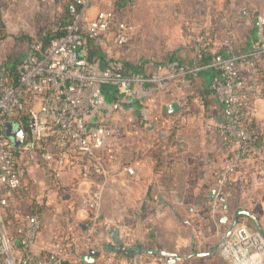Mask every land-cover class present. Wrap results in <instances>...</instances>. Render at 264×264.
<instances>
[{
	"label": "built area",
	"instance_id": "obj_1",
	"mask_svg": "<svg viewBox=\"0 0 264 264\" xmlns=\"http://www.w3.org/2000/svg\"><path fill=\"white\" fill-rule=\"evenodd\" d=\"M96 1H68V18H58L51 26L61 29V34L45 44V28L37 34L39 38L32 39L17 65L0 64V210L15 205L28 163L43 166L64 196L67 188L60 181L64 168L72 158L81 157L85 160L82 174L95 185L89 205L93 222L98 221L109 182L112 147L121 131L119 120L131 122L136 114L140 119L133 141L137 157L122 164L134 175L141 158L157 152L165 134L158 129L167 122L157 109L159 96L170 97L163 109L181 102L179 113H164L188 112L187 96L180 99L177 92L168 90L174 82L186 89L192 77L207 68L217 71L211 89L222 105V131L235 148L231 163L217 173L220 186L250 157L259 138L255 108L264 100V11L256 12V38L247 51L219 53L207 33H202L192 62L173 59L151 71H138L128 68L123 58L104 61L102 48L129 44L136 27L128 19L117 18L112 0H103V6L92 13ZM203 55H210V61L200 62ZM104 83L115 85L117 99L107 100ZM12 121L14 130L18 126L24 129L25 141L19 146L6 133ZM151 122H155L152 130L148 128ZM42 223V213L29 212L20 216L13 233L0 226V264H65L72 249L59 248L45 256L35 252ZM220 254L229 264H264V236L238 222L224 237Z\"/></svg>",
	"mask_w": 264,
	"mask_h": 264
},
{
	"label": "crops",
	"instance_id": "obj_2",
	"mask_svg": "<svg viewBox=\"0 0 264 264\" xmlns=\"http://www.w3.org/2000/svg\"><path fill=\"white\" fill-rule=\"evenodd\" d=\"M196 1L194 12L189 13L193 14V19L189 18L186 22L181 53L171 54L163 62L155 57L130 60L128 57L130 42L121 48L103 47L104 61L106 58H123L127 64L141 71H151L157 65L174 58L182 62H192L196 56V40L202 33H207L211 46L217 52L223 51L227 54L247 51L253 46L256 38L255 16L258 12L254 0ZM120 3L125 4L123 0H120ZM11 5L14 7V3ZM66 10L65 8L54 11V24L58 18H62L67 13ZM13 13L14 11L8 14ZM0 25L2 32L12 31L9 33L10 36L4 38L1 37L0 32V64L7 62L11 66L17 65L25 57L29 45L26 42V51L16 58V53L24 44L25 37L22 36L24 35L22 32L25 31V27L12 25L7 28L3 23ZM26 34L35 37L32 31L28 30ZM16 36L18 39H15ZM6 46L8 49H5ZM215 72L213 68L204 69L192 77L186 89H180L174 82L168 90L177 92L180 99L187 96L190 106L188 112L175 115L164 113L163 105L170 100L168 96L160 95L156 102L157 109H160L159 112L167 120L159 125L158 129L165 132L172 125L175 126L183 115L192 112L193 108H199L198 105H194L193 100L194 96L200 97L199 92L206 91L216 103L215 109L205 110L210 120H206L205 125L201 123V126L209 129L214 136H209L205 144L209 149L204 155L203 166L194 167L190 173L192 177L187 178L190 182L185 186V197L178 196L176 185L170 187L164 182L166 172L174 171L165 168L166 157L161 154H146L139 161L136 174L131 175L122 164L136 159L135 150L127 155L119 152L113 156L112 153L109 160V182L101 207L106 213L101 215L100 211L101 221L93 222V211L89 201L95 185L92 183V178H85L82 174L85 160L74 157L66 164L62 174L65 188L76 192L75 197L67 195L63 198L64 204L70 206L71 215L61 214L59 211L53 214L45 213L46 217L34 247L37 254L45 256L59 248L72 249L73 253L66 256L65 264H83L82 257L91 249H95L100 255L94 264H164V257L158 251L165 250L185 257L176 264L217 263L216 255L220 250H216L215 247L226 236L234 217L228 215L229 211L224 208L225 202L218 198L221 189L231 183L240 189L243 196L239 199L249 207H254V201L259 202V205L264 201V100L259 101L255 108L260 134L250 157L233 174L229 182L220 186L217 173L231 163L235 148L229 144L228 137L222 131V105L216 100L211 89ZM201 85H204L205 89ZM115 118L121 119L118 116ZM132 118V121L128 122L129 128L132 126L136 128L137 125L139 126V116L132 115ZM120 121L124 122L120 125L122 133L125 131L124 126L126 128V121L121 119L118 123ZM165 136L164 134L163 139ZM39 167H41L40 174L46 177V172L40 164L33 162L27 165L29 170L34 171ZM211 190H216L213 196L210 194ZM19 196L23 198L22 195ZM18 198L16 193L17 201ZM226 198L228 199V195ZM1 213H3L2 220H5L0 223L1 228L7 233H13L15 221L17 219L19 221V213H21L17 205L1 208L0 215ZM96 225L99 226L97 230ZM186 229L190 233H195L191 234L189 239L184 233ZM95 231H98L97 234H94Z\"/></svg>",
	"mask_w": 264,
	"mask_h": 264
},
{
	"label": "rangeland",
	"instance_id": "obj_3",
	"mask_svg": "<svg viewBox=\"0 0 264 264\" xmlns=\"http://www.w3.org/2000/svg\"><path fill=\"white\" fill-rule=\"evenodd\" d=\"M68 1L69 0L62 2L55 1L54 3H50L43 0H0V24H5L7 28L12 25L25 27V31L19 32L20 34L22 32L24 34L22 36L25 38L23 40V46H21L20 50L16 53V58L22 56L23 52L27 49L26 42L29 43L30 40L27 37L30 38V36L26 34V31H32V34L35 36L32 39L39 38V35H37L39 32L41 33L49 25L52 26L54 24V11H56V9L64 10ZM123 1L125 4L120 3V0H112L117 18L128 19L136 27L135 35L131 40L128 51L130 60L134 59L136 61L138 59L143 60L149 57H155L159 59L160 62H163L171 54L177 55L181 53V41L185 38L186 22L189 18L193 19V14L189 13L194 12L197 3L196 0ZM12 3H14V7H12ZM254 5L257 11H264V0H254ZM102 6L103 0H97L92 7V13ZM13 11L14 13L9 15ZM63 17L66 19L67 13L63 15ZM40 28L41 30L39 31ZM10 32L12 31H5L3 34L5 37H8L11 35L9 34ZM17 35L19 36V34ZM15 39H18L17 36ZM5 49H8V47L6 46ZM201 87L205 89L204 85H201ZM199 93L200 97L194 96L193 99L195 101L194 105H198L199 108H193L192 112L183 115L175 123V126L172 125V127L168 128L165 132V138L159 143L158 151L153 152L154 154H161L167 158L165 161L167 165L165 167L166 169L168 168L171 171L174 170L173 172L176 171V175L173 172H166V175H164V182L170 187L176 185L179 193L178 196L181 198L185 197L184 189L186 184L190 182L187 178L192 177L190 175L191 170L196 166H203V160L205 159L204 155L209 149L205 145L207 144L206 142L209 136H214L209 129H206L205 126H201V123L203 122V125H205V121L210 120V116L207 118L206 111H208V108L211 110L215 109L216 103L206 91H204V93ZM196 109L199 110L195 111ZM120 123L123 124L124 122L120 121ZM129 126L127 122L126 128H128V130L126 131L124 126V132H117L112 147L113 156L114 154H119V152H124L123 154L127 155L135 150V143L133 141L135 140V131L137 128H135V126L129 128ZM40 170L41 167L36 168V171L28 169L24 176L23 187L18 192L19 194L17 193L19 202L17 200L15 201L18 211L21 212L19 213L20 216L21 214L29 212H40L43 215L44 221L46 212L53 214L59 211L61 214L71 215L70 206L69 204H64L63 198L67 195L75 197L76 192L67 189L66 195L62 196L56 189V185L52 184L54 180L52 178L49 179V174L46 173V177H44L40 174ZM62 180L63 178L60 181L62 182ZM221 194L224 195V202L229 211L228 215L233 216L237 209H246L258 218L264 230V201L260 205L258 204L259 202L257 203L254 201V207H249L239 199L243 196V193L231 183L221 189ZM19 195H22L23 198ZM227 195L228 199L226 198ZM104 213H106V211L104 212V209L101 208V215ZM2 216L3 213H1L0 218ZM101 219L102 216L99 218V221H101ZM4 221L1 220L0 223ZM238 222L246 224L259 232L253 219L247 215L240 216ZM17 223L18 219L15 221V224ZM207 226L209 227L208 224ZM97 228H99L98 225H96V230ZM97 232L98 231H95L94 234H97ZM184 233L188 239L191 234H195L193 232L190 233L187 229ZM104 243L106 242H103V244ZM157 248L159 249L160 247ZM187 250L189 251V249H186V251ZM69 252V255L73 253V251ZM216 257V264H229L221 257L220 251Z\"/></svg>",
	"mask_w": 264,
	"mask_h": 264
},
{
	"label": "water",
	"instance_id": "obj_4",
	"mask_svg": "<svg viewBox=\"0 0 264 264\" xmlns=\"http://www.w3.org/2000/svg\"><path fill=\"white\" fill-rule=\"evenodd\" d=\"M164 110L179 113L181 111V102L180 101L173 102L168 107H164ZM14 125H15V122H13V121L9 122L7 124L6 133H7L8 137L13 139V145L19 146L21 143H23L25 141L24 129L21 126H18V128L16 130H14ZM154 126H155V122H151L148 128L150 130H152L154 128ZM215 193H216V190L210 191L211 196H213ZM212 198H214V197H212ZM218 198L220 199V201L225 200L223 194H219ZM161 199H162V197H161ZM224 208H227V206L224 205ZM242 215H247L248 217L253 219L257 229L264 236V230H263V227H262L261 223L259 222L258 218L246 209H237L234 213L232 223H231L230 227L228 228V231L226 232V237L231 233L232 228L237 225L239 218ZM140 251L142 252L144 250H140ZM158 253H160L164 257V264H176L178 261H183L185 259V257H183L181 255L172 254V253H169L165 250H160V251H158ZM99 255H100L99 251H97L95 249H91L87 255L82 257V262H83V264H94L97 261Z\"/></svg>",
	"mask_w": 264,
	"mask_h": 264
},
{
	"label": "trees",
	"instance_id": "obj_5",
	"mask_svg": "<svg viewBox=\"0 0 264 264\" xmlns=\"http://www.w3.org/2000/svg\"><path fill=\"white\" fill-rule=\"evenodd\" d=\"M66 9H67V6H66ZM67 11V10H66ZM67 18H68V15H67ZM66 18V19H67ZM64 19V18H63ZM66 19H64V20H66ZM53 27H51L50 25L46 28V31L44 32V34L42 35V41L45 43V44H47L48 43V41L52 38V37H54V36H56V35H58V34H61V32H62V30L61 29H57V30H55V29H52ZM0 32H1V37L2 38H4L5 36H4V34H3V32L0 30ZM28 39H30L29 40V43L32 41V38L30 37H27ZM219 53H222V54H225L223 51L222 52H219ZM175 59V58H174ZM176 59H178V58H176ZM210 59H211V56L210 55H203L202 56V58H201V60H200V62H202V63H207V62H209L210 61ZM4 64H7V65H10L9 63H7V62H5ZM128 65V68H130V69H135V70H138V71H141L140 69H138V68H136V67H134L133 65H131V64H127ZM14 66V65H13ZM214 69V68H213ZM216 70V69H215ZM217 74V71L215 72V75ZM102 89H103V92H104V94L106 95V98H107V100L108 101H113V100H115V99H117V96H119L118 95V92H117V88L115 87V85H113V84H111V83H104L103 85H102ZM136 107L138 108L139 107V104H136Z\"/></svg>",
	"mask_w": 264,
	"mask_h": 264
},
{
	"label": "flooded vegetation",
	"instance_id": "obj_6",
	"mask_svg": "<svg viewBox=\"0 0 264 264\" xmlns=\"http://www.w3.org/2000/svg\"><path fill=\"white\" fill-rule=\"evenodd\" d=\"M223 240H224V238H223ZM223 240H221V241L216 245V247H215L216 250H220L221 245H222V241H223ZM217 246H218V247H217Z\"/></svg>",
	"mask_w": 264,
	"mask_h": 264
}]
</instances>
